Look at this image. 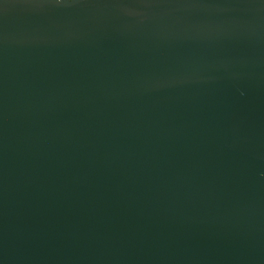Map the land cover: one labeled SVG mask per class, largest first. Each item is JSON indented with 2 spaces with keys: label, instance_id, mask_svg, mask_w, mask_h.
Masks as SVG:
<instances>
[{
  "label": "water",
  "instance_id": "95a60500",
  "mask_svg": "<svg viewBox=\"0 0 264 264\" xmlns=\"http://www.w3.org/2000/svg\"><path fill=\"white\" fill-rule=\"evenodd\" d=\"M0 264H264V0H0Z\"/></svg>",
  "mask_w": 264,
  "mask_h": 264
}]
</instances>
